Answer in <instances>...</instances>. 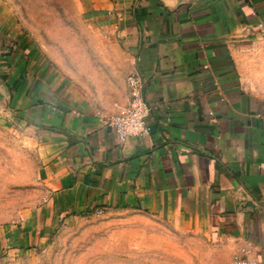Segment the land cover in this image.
I'll return each mask as SVG.
<instances>
[{"label":"crops","instance_id":"1","mask_svg":"<svg viewBox=\"0 0 264 264\" xmlns=\"http://www.w3.org/2000/svg\"><path fill=\"white\" fill-rule=\"evenodd\" d=\"M144 82L146 137L120 143L74 82L0 19L1 110L33 134L37 208L0 227V253L122 213L264 263V0H82ZM11 249V250H10Z\"/></svg>","mask_w":264,"mask_h":264},{"label":"rangeland","instance_id":"2","mask_svg":"<svg viewBox=\"0 0 264 264\" xmlns=\"http://www.w3.org/2000/svg\"><path fill=\"white\" fill-rule=\"evenodd\" d=\"M0 19L35 42L84 104L106 112L124 99L127 62L113 33L85 18L82 0H0ZM2 101L0 94V227H7L37 208L42 192L33 134L1 110ZM0 264L222 263L207 240L184 238L145 217L100 213L55 229L41 246L0 253Z\"/></svg>","mask_w":264,"mask_h":264},{"label":"built area","instance_id":"3","mask_svg":"<svg viewBox=\"0 0 264 264\" xmlns=\"http://www.w3.org/2000/svg\"><path fill=\"white\" fill-rule=\"evenodd\" d=\"M260 33L264 36V25H260ZM129 97L126 105L113 115H101L104 125L115 132L120 143L129 137H146L149 133L147 117L150 108L143 97L144 82L136 73H129L126 77ZM234 264H264L256 259L236 258Z\"/></svg>","mask_w":264,"mask_h":264}]
</instances>
